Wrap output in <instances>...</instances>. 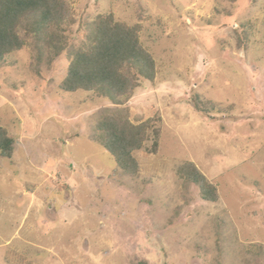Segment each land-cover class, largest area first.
<instances>
[{
    "label": "rangeland",
    "instance_id": "rangeland-1",
    "mask_svg": "<svg viewBox=\"0 0 264 264\" xmlns=\"http://www.w3.org/2000/svg\"><path fill=\"white\" fill-rule=\"evenodd\" d=\"M74 24H139L155 63L124 102L151 123L122 174L93 139L112 108L58 90L68 59L31 69V39L0 64V264H264V0H67ZM65 28V26H63ZM185 164L216 189L205 201Z\"/></svg>",
    "mask_w": 264,
    "mask_h": 264
},
{
    "label": "trees",
    "instance_id": "trees-1",
    "mask_svg": "<svg viewBox=\"0 0 264 264\" xmlns=\"http://www.w3.org/2000/svg\"><path fill=\"white\" fill-rule=\"evenodd\" d=\"M72 24L67 0H0V64L6 55L24 47L28 39L34 52L31 69L38 76L45 62L65 53L68 64L58 90L68 94L92 92L114 105L95 116L92 136L121 173L134 178L138 171L134 154L147 140L151 123H133L129 109L123 105L140 80L152 81L155 75L154 60L139 39L141 27L115 20L112 13L91 19L86 14L77 28L81 42L73 46L67 45L68 38L61 34L71 31ZM13 147V136L0 127V158H11ZM181 171L197 185L203 200H217L216 189L192 164H185ZM135 264L148 262L140 259Z\"/></svg>",
    "mask_w": 264,
    "mask_h": 264
}]
</instances>
